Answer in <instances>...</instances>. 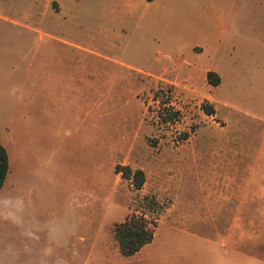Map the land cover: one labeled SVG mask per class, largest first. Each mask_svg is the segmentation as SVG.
<instances>
[{"label": "rangeland", "instance_id": "1", "mask_svg": "<svg viewBox=\"0 0 264 264\" xmlns=\"http://www.w3.org/2000/svg\"><path fill=\"white\" fill-rule=\"evenodd\" d=\"M6 1L22 30L52 34L16 38L7 31L18 28L0 21L7 200L46 209L69 242L84 220L85 253L102 249L111 264L120 257L114 226L132 214L154 217L145 195L163 207L154 241L140 251L155 259L148 264H221L227 239L236 238L264 259V0H161L150 9L142 0ZM61 40L96 56L51 52ZM61 60L96 63V116L87 112L91 93L77 108L45 95L17 97L20 83L45 74L30 64ZM118 62L147 71L134 72L130 84ZM208 71L221 77L218 87L208 84ZM206 102L214 116L203 110ZM175 111V122L163 121ZM117 165L143 170L144 188L122 179ZM190 217L198 221L191 232L211 239L210 247L187 241Z\"/></svg>", "mask_w": 264, "mask_h": 264}, {"label": "crops", "instance_id": "2", "mask_svg": "<svg viewBox=\"0 0 264 264\" xmlns=\"http://www.w3.org/2000/svg\"><path fill=\"white\" fill-rule=\"evenodd\" d=\"M142 1L147 9L159 5L161 2V0ZM10 4H12L10 1L0 0V21L18 28V30L7 31V34H12L13 37L16 35V38H19L22 33L37 35L40 39L52 37V34L48 32L35 29L22 30L20 28V14L15 13L13 15L12 11L8 9L9 13H6L5 7H9ZM61 41L65 45L49 47V50L67 54L69 50L76 49L96 56V52L94 53L83 46L70 45L68 41ZM118 64L125 66L130 71L126 76L130 84H132L134 72L147 71L122 62H118ZM30 67H34V69L44 68L45 74L38 77L35 75L33 78L30 77L28 81L20 83L17 91L19 99L22 95L30 97V100L35 98L37 94L45 95L52 102L71 103L70 106L77 108L91 93L95 100L92 108H89L87 112L90 116L92 111L93 115L96 116V83L98 82V79L96 81V63L85 62L84 60L78 63H68L61 60L56 63L30 64ZM38 83H42L40 89H38ZM105 83L111 84V81ZM17 163L19 164L18 161ZM207 193L204 197L205 212L202 223L205 228L211 229L213 228L214 188L210 187ZM7 195L8 193L4 192L3 187L0 191V264H111L113 262V258L108 253L103 252L102 249L96 250L95 248L92 253H85L84 220V223L81 224L80 233L79 229L73 231L71 242H69L68 239H65L63 231L54 226L52 217L46 216V209L42 211L35 206L15 204L14 200H7ZM197 224L198 221L193 220L192 217L186 222L189 228L186 234L187 241L210 247L212 245L211 239L201 238L196 232H191V230L197 229ZM94 228L95 226L92 229ZM93 241L96 245V238ZM244 242L245 239L243 238L231 239V241L227 239L222 248L221 264H264V259L244 252L241 248ZM78 245H81L80 251L75 248V246L78 248ZM117 258H119V264H145V262L148 264L149 260H155L141 252L130 257H124L120 254V257Z\"/></svg>", "mask_w": 264, "mask_h": 264}, {"label": "trees", "instance_id": "3", "mask_svg": "<svg viewBox=\"0 0 264 264\" xmlns=\"http://www.w3.org/2000/svg\"><path fill=\"white\" fill-rule=\"evenodd\" d=\"M206 79L209 85L218 87L221 77L214 71H208ZM171 91V90H170ZM170 91H167L170 95ZM164 94L163 89L155 92L153 100L157 102L158 98ZM156 98V99H154ZM203 110L208 116L215 115V109L208 102L202 105ZM179 112H170L167 116H162L166 123L175 122L179 118ZM187 137L185 134L184 137ZM10 171V159L6 148L0 143V191L4 187ZM115 172L120 174L121 178L131 183L135 190L141 191L146 184V174L141 169L133 170L129 166L115 167ZM145 206L153 213V218L148 219L145 215L132 214L124 222L114 226V239L118 244L119 252L124 257H130L139 253L147 245H150L155 239V233L158 228L159 217L163 212L162 205L154 195L143 196Z\"/></svg>", "mask_w": 264, "mask_h": 264}]
</instances>
